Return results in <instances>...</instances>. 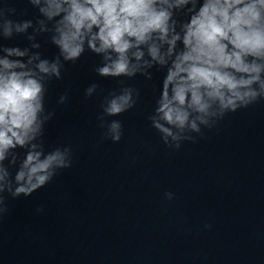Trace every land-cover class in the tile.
<instances>
[{
  "label": "clouds",
  "instance_id": "clouds-1",
  "mask_svg": "<svg viewBox=\"0 0 264 264\" xmlns=\"http://www.w3.org/2000/svg\"><path fill=\"white\" fill-rule=\"evenodd\" d=\"M189 4L186 22L174 18V9ZM43 5L39 12L54 22L51 40L59 55L49 61L36 54L25 64L8 57H24L27 49L5 48L7 55L0 58V217L8 212L9 196L28 197L72 166L70 146L45 154L44 126L53 116L44 114L45 80L61 79L64 65L78 61L85 44L91 53L103 55L105 62L95 68L100 77L139 74L151 80L146 69L165 70L149 120L172 149L194 140L191 133L201 134V126L211 129L226 114L264 99V0H43ZM30 26L24 21L15 30L22 33ZM12 30L6 21L4 36ZM144 48L150 59H144ZM34 60L39 62L33 69ZM97 88L91 84L85 95L91 97ZM138 97L139 91L128 86L108 93L98 117L107 129L104 138L121 140V121L105 125V118L132 109ZM67 99L61 95L58 103ZM17 148L26 150L22 160ZM165 195L169 201L174 197Z\"/></svg>",
  "mask_w": 264,
  "mask_h": 264
}]
</instances>
